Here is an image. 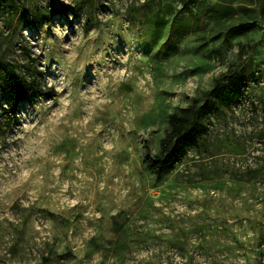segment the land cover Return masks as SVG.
<instances>
[{
	"label": "rangeland",
	"instance_id": "obj_1",
	"mask_svg": "<svg viewBox=\"0 0 264 264\" xmlns=\"http://www.w3.org/2000/svg\"><path fill=\"white\" fill-rule=\"evenodd\" d=\"M182 7L0 0V264H264V14ZM7 63L42 82L10 125ZM233 64L243 97L157 176L145 145Z\"/></svg>",
	"mask_w": 264,
	"mask_h": 264
},
{
	"label": "trees",
	"instance_id": "obj_2",
	"mask_svg": "<svg viewBox=\"0 0 264 264\" xmlns=\"http://www.w3.org/2000/svg\"><path fill=\"white\" fill-rule=\"evenodd\" d=\"M228 1L230 3L225 1L212 3L207 0H182L183 7L179 11L182 13L183 9L187 8L202 26H209L212 21L217 22L231 15L233 17L237 10L242 13L249 10L256 15L264 14V0H251V3L246 0L238 1L239 8L233 5L237 0ZM249 4L255 7H249ZM166 21L167 19L159 13H156L152 19L153 23L162 24ZM238 68L234 64L230 65L223 75L216 78L215 85L208 93L210 97L206 99L205 105H201L198 100H195L189 106L182 107L170 114L169 128L161 140L159 152L153 153L150 147L145 145L144 160L157 176L160 177L175 170L191 148L200 146V140L207 131L208 123L211 120V115L206 108L207 105L218 103L231 105L243 97L244 71ZM3 81L10 95L7 108V111L11 113L8 114L7 119V124L10 125L14 120L15 115L13 114L16 112L19 102L26 99L37 87H40L42 82L38 79L31 81L23 79L15 73V68L10 63L5 66Z\"/></svg>",
	"mask_w": 264,
	"mask_h": 264
}]
</instances>
